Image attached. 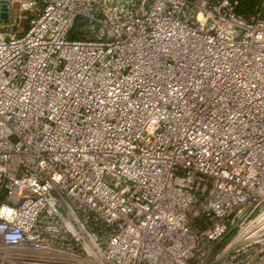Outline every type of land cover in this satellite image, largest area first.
Wrapping results in <instances>:
<instances>
[{
    "label": "built area",
    "instance_id": "1",
    "mask_svg": "<svg viewBox=\"0 0 264 264\" xmlns=\"http://www.w3.org/2000/svg\"><path fill=\"white\" fill-rule=\"evenodd\" d=\"M5 3L0 264H264V0Z\"/></svg>",
    "mask_w": 264,
    "mask_h": 264
},
{
    "label": "trees",
    "instance_id": "2",
    "mask_svg": "<svg viewBox=\"0 0 264 264\" xmlns=\"http://www.w3.org/2000/svg\"><path fill=\"white\" fill-rule=\"evenodd\" d=\"M232 1H237L236 12L247 17V16L252 15L256 12L257 8L254 9V4L256 2L260 3L261 0H232ZM259 3H258V5H259ZM84 25H85V22L81 18H78L75 21V27L71 33V37L75 38L77 36L83 35Z\"/></svg>",
    "mask_w": 264,
    "mask_h": 264
},
{
    "label": "rangeland",
    "instance_id": "3",
    "mask_svg": "<svg viewBox=\"0 0 264 264\" xmlns=\"http://www.w3.org/2000/svg\"><path fill=\"white\" fill-rule=\"evenodd\" d=\"M258 3L259 2H256L255 4H254V9H256L257 8V6H258ZM15 18H16V6L15 5H12L11 6V10H10V18H9V22H13V21H15ZM22 24L24 25H27V21H23L22 22Z\"/></svg>",
    "mask_w": 264,
    "mask_h": 264
},
{
    "label": "water",
    "instance_id": "4",
    "mask_svg": "<svg viewBox=\"0 0 264 264\" xmlns=\"http://www.w3.org/2000/svg\"><path fill=\"white\" fill-rule=\"evenodd\" d=\"M2 1V4L0 6V18L1 19H7L8 18V13H7V10H8V4L5 3V0H1Z\"/></svg>",
    "mask_w": 264,
    "mask_h": 264
}]
</instances>
